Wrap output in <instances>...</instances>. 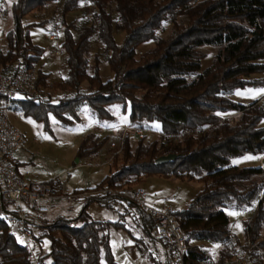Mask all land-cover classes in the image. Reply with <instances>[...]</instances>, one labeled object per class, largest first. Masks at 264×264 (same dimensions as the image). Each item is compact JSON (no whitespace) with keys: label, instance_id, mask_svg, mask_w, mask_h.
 Listing matches in <instances>:
<instances>
[{"label":"trees","instance_id":"obj_1","mask_svg":"<svg viewBox=\"0 0 264 264\" xmlns=\"http://www.w3.org/2000/svg\"><path fill=\"white\" fill-rule=\"evenodd\" d=\"M83 1L13 2V27L6 35V49H0V69L39 65L46 50L35 45L27 31L37 25L26 27L23 21L54 4L60 8L66 56V78L57 85L66 96L59 103L45 99L42 89L53 86L51 74L40 68L37 90L18 100L20 111L52 131L51 117L64 127H73L81 123L83 107L100 122L112 123L115 117L108 108L119 104L130 107L133 123L160 125V135L150 142L144 136L135 143L127 135L120 152L123 163L117 165V154L112 159L114 169L96 187L74 191L89 193L78 199L82 202L78 215H59L40 225L33 241L37 264H101L102 259L117 264L111 233L132 235L126 215L117 222L97 221L89 213L92 205L107 210L126 205L135 220H140L142 232L154 240L153 217L128 201L151 177L203 185L183 210L175 211L187 238L189 264L211 257L203 243L221 245L220 264L232 258L235 250L228 210L253 211L243 223L244 237L264 250V166L232 165L238 157H264V103L258 99L243 104L233 99L239 89L264 86V79L253 77L264 74V50H257L264 43V0H89L90 19L81 26L68 23V15ZM119 33L124 35L122 41ZM96 40L102 52H93ZM150 43L154 45L139 55L138 49ZM206 48L216 49L217 54L204 69ZM103 62L113 74L107 81L102 77ZM167 134L179 139L165 141ZM107 138H84L78 150L80 160L96 154ZM168 155L177 159L156 163ZM12 229L0 217V264H34L27 245L18 241ZM45 241L49 249L42 250Z\"/></svg>","mask_w":264,"mask_h":264},{"label":"rangeland","instance_id":"obj_2","mask_svg":"<svg viewBox=\"0 0 264 264\" xmlns=\"http://www.w3.org/2000/svg\"><path fill=\"white\" fill-rule=\"evenodd\" d=\"M15 0H7L6 6L0 3V49H6V35L12 29V13L11 6ZM7 9V13L3 11ZM92 7L89 0H84L80 8L68 15L67 22H77L81 26L85 21L90 19L92 15ZM60 8L58 5H52L42 11L34 12L27 16L23 24L28 27L27 31L30 33L32 42L46 50V53L39 65L38 69H42L46 73H50V84L53 86L50 89H42L41 93L45 95V99L51 98L53 103L59 101L66 96V93L57 88V85L66 78V56L59 58L55 55V44L47 37L48 30L52 27L53 22L59 18ZM6 14V18H3ZM184 20V18H183ZM44 23L45 26H38L39 23ZM167 31L161 33L165 35ZM124 35L119 33V41H122ZM154 44H146L138 49V54L149 50ZM103 47L98 40L95 41L93 52H102ZM208 57L203 62V68H207L211 63L217 50L214 48L205 49ZM258 51L264 50V43L257 47ZM102 77L104 80L113 78L106 63H102ZM254 79H264V74L253 76ZM264 86L247 87L239 89L235 92L233 99L239 103L249 104L255 100H262L264 103ZM239 93V94H238ZM24 99L20 96L18 100ZM114 114L115 120L112 123H103L92 114L87 107L80 109L82 118L81 123L73 127L62 126L55 117H51L52 131H46L40 124L24 116L20 111L18 102L13 103V106L8 109L9 117L12 123L25 136V145L17 154V161L20 164V173L24 178L37 179L40 182H49L60 178L65 181L70 191H77L83 189H90L96 187L107 175L114 169L112 159L118 154L117 165L123 163L121 149V137L126 128L133 126L145 127L148 132L144 135L147 142L154 141L159 138L160 125L149 124L142 122L140 124L133 123L130 119V107L124 108L123 105H113L108 108ZM236 114H228L233 117ZM264 127V121L261 124ZM88 135H94L96 141H103L108 137V142L97 152L100 155L97 157H88L80 160L78 157L79 147ZM133 142H137L133 139ZM109 150V153L107 151ZM255 157V159L247 160L246 157ZM80 160V161H79ZM233 166L244 167H260L264 166V157L246 155L232 160ZM166 184V186L164 184ZM143 190L146 194L145 205L149 208H162L163 206H170L174 210H183L187 202L191 201L195 194H197L203 187L199 182H187L174 179H164L159 177H151L142 182ZM141 188H136L135 191ZM135 191L131 194L135 193ZM73 198V200H77ZM64 203V202H63ZM61 204V203H59ZM58 204V205H59ZM126 210L125 223L132 230V235L126 231H113L111 233V250L117 264H168L165 260L158 243L151 239L149 235L142 232V224L140 220L134 218V212L131 213ZM79 209V207H78ZM71 210L66 212L64 216L74 218L81 210ZM100 209V208H99ZM105 217H98L96 209L91 210V215L97 221H115L112 217L111 210L100 209ZM58 209L53 214H56ZM231 223V232L233 238L240 241L238 246H243L249 241L244 237V221L251 215L252 211L241 212L238 210L226 211ZM230 213H235L232 215ZM55 218L47 215L43 224L52 222ZM139 220V221H138ZM239 225V227H238ZM13 233L18 238V241L26 245L27 242L20 236V234L12 229ZM264 238V229L262 231ZM140 238H144V242H139ZM257 243V242H256ZM258 244V243H257ZM203 248L211 256H217L221 249L220 244L210 245L208 243L202 244ZM142 248L146 251L143 252ZM42 250L49 249V243L45 241L41 247ZM40 249V252L42 250ZM39 253V251H38ZM37 256V254H36ZM101 264H108L105 259H102Z\"/></svg>","mask_w":264,"mask_h":264},{"label":"built area","instance_id":"obj_3","mask_svg":"<svg viewBox=\"0 0 264 264\" xmlns=\"http://www.w3.org/2000/svg\"><path fill=\"white\" fill-rule=\"evenodd\" d=\"M6 6V0H3ZM6 18V14H3ZM48 39L55 44L54 52L63 57L61 20L57 18L47 32ZM38 67L22 66L19 69H0V217L16 230L27 242L34 264L37 256L34 251V234L43 224L53 207L69 202L73 198L87 197L89 193L76 194L60 178L49 182L27 179L22 176L17 161V154L24 148L25 136L15 126L8 114L13 103L20 96H32L37 90ZM148 132L145 127L133 126L124 130L121 137V149L127 135L138 141ZM165 141H177L179 136L167 134ZM120 149V152H121ZM146 194L139 189L129 196L128 201L137 204L140 209L151 215L154 224L151 228L153 239L158 243L168 264H189L186 235L172 207L149 208L145 205ZM253 212V211H252ZM251 212V213H252ZM234 255L226 264H253L264 262V250L249 241L243 246L236 245L233 238ZM143 252L146 251L142 248ZM199 264H220L217 256H211Z\"/></svg>","mask_w":264,"mask_h":264},{"label":"crops","instance_id":"obj_4","mask_svg":"<svg viewBox=\"0 0 264 264\" xmlns=\"http://www.w3.org/2000/svg\"><path fill=\"white\" fill-rule=\"evenodd\" d=\"M107 153H109V150L107 151ZM100 154L99 153H96V154H94V157H98ZM80 161V160H79ZM164 184V183H163ZM165 186H166V184H164ZM139 188H141L142 190H143V185H140V187ZM72 192H74V190L72 191ZM196 195V194H195ZM195 197V196H194ZM190 202V201H189ZM189 202H187V204L189 203ZM187 204H186V206H187ZM81 206H82V202H80L78 199L77 200H73V202L72 201H69V202H64V203H61V204H57V205H55L54 207H53V209L51 210V212H50V214L49 215H51V216H53L54 218H56L57 216H59V215H64V214H66V212L67 213H69L71 210H76V209H78V207H79V209L78 210H80L81 209ZM163 207H166V206H163ZM170 207V206H169ZM104 209V208H101V207H99V206H97V205H92L91 207H90V209H89V213L91 214V210H93V209H96V212H97V214H98V217H105V214L104 213H102V211L100 210V209ZM58 209V211L56 212V214H53L52 212H54V211H56ZM107 210V209H106ZM80 212V211H79ZM111 212H112V217L115 219V221H113V222H117V221H119L120 219H121V215L122 214H125V212H126V210H124V206H123V204H118L116 207H115V209H113V210H111ZM127 218V217H126ZM101 222H105V221H101ZM110 222H112V221H110ZM158 247H159V245H158ZM160 248V247H159Z\"/></svg>","mask_w":264,"mask_h":264},{"label":"water","instance_id":"obj_5","mask_svg":"<svg viewBox=\"0 0 264 264\" xmlns=\"http://www.w3.org/2000/svg\"><path fill=\"white\" fill-rule=\"evenodd\" d=\"M176 159H177V156H175V155H168V156H163V157L159 158L156 163L158 165H162V164H167L169 162H172V161H174Z\"/></svg>","mask_w":264,"mask_h":264},{"label":"snow or ice","instance_id":"obj_6","mask_svg":"<svg viewBox=\"0 0 264 264\" xmlns=\"http://www.w3.org/2000/svg\"><path fill=\"white\" fill-rule=\"evenodd\" d=\"M238 94H239V93H238ZM261 94H264V91H262ZM245 159H247V160H252V159H255V157L249 156V157H246ZM230 214L235 215V213H230ZM238 227H239V225H238Z\"/></svg>","mask_w":264,"mask_h":264}]
</instances>
